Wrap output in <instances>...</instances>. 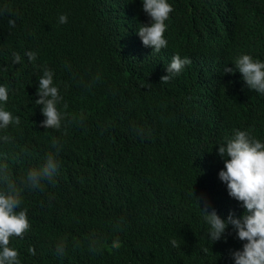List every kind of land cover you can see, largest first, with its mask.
<instances>
[{
  "label": "trees",
  "instance_id": "16d2710c",
  "mask_svg": "<svg viewBox=\"0 0 264 264\" xmlns=\"http://www.w3.org/2000/svg\"><path fill=\"white\" fill-rule=\"evenodd\" d=\"M168 3V44L156 53L137 34L150 23L142 0H0L9 91L0 106L20 118L0 131L12 138L7 166L21 171L30 223L9 245L21 264H234L231 252L245 241L229 225L211 242L192 191L222 219L244 213L219 179L217 149L238 130L264 143V94L223 69L243 54L264 62V0ZM174 55L191 63L163 82ZM45 69L61 97L54 130L37 123ZM49 153L58 170L33 189L27 173Z\"/></svg>",
  "mask_w": 264,
  "mask_h": 264
},
{
  "label": "clouds",
  "instance_id": "9594fccd",
  "mask_svg": "<svg viewBox=\"0 0 264 264\" xmlns=\"http://www.w3.org/2000/svg\"><path fill=\"white\" fill-rule=\"evenodd\" d=\"M143 11L150 17V23L140 24L137 34L142 44L151 47L156 53L167 47L164 37L166 30L165 21L173 11L168 0H142ZM4 13L0 12V15ZM59 23H67L66 14H61ZM8 24L15 27V20L9 19ZM28 60L34 61L37 57L34 52L25 53ZM21 56L13 53V63H19ZM191 63L187 57L181 58L174 55L166 68L167 75L160 80L168 82L169 74H179L185 65ZM235 67H224L226 73L238 70L246 86L260 94H264V62L254 60L250 55L243 54L234 62ZM3 76V72H0ZM37 93L39 98L35 101L41 105L44 117L39 118L38 125L51 130L61 127V113L57 110V103L61 97L58 88L53 86V73L45 69L38 81ZM9 91L3 79H0V105H6ZM19 125L20 118L0 106V129H6L9 125ZM11 137L0 131V264H21L19 252L10 247L13 237L23 238L30 229L26 209L21 208L24 189L21 185L20 172L16 174L8 169L7 164L12 163L11 154L7 152L4 142L11 141ZM57 141H53L54 146ZM218 155L223 159L224 167L218 172L219 179L226 185L230 197L236 199L244 208V213L236 217L232 212L222 219L215 209L209 210L208 201L196 197L197 204L204 214L203 219L209 226L207 232L211 242L223 237L226 228L231 225L239 240L245 241L241 250L231 252L234 264H264V143L251 138L246 131H236L233 138L226 144L219 145ZM59 162L51 153L46 157L41 168L30 169L25 183L31 188H39L44 179H52L57 172ZM226 239V237H225ZM15 242L11 246L14 245ZM173 247H177V241L172 240ZM119 248V241L112 245ZM29 252L35 255V251L29 248Z\"/></svg>",
  "mask_w": 264,
  "mask_h": 264
}]
</instances>
